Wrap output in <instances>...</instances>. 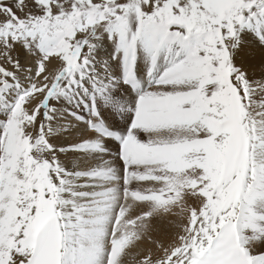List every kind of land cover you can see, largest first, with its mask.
I'll return each mask as SVG.
<instances>
[{
    "label": "snow or ice",
    "instance_id": "6c2138e0",
    "mask_svg": "<svg viewBox=\"0 0 264 264\" xmlns=\"http://www.w3.org/2000/svg\"><path fill=\"white\" fill-rule=\"evenodd\" d=\"M242 43L264 0H0V264H264Z\"/></svg>",
    "mask_w": 264,
    "mask_h": 264
},
{
    "label": "rangeland",
    "instance_id": "374dc122",
    "mask_svg": "<svg viewBox=\"0 0 264 264\" xmlns=\"http://www.w3.org/2000/svg\"><path fill=\"white\" fill-rule=\"evenodd\" d=\"M2 2L3 3H5V4H8L9 3V0H2ZM245 37H243V39H244ZM243 44H245V43H242L241 44V46L235 51V54H234V57H233V59H234V62L237 64V65H242V66H244V67H246L250 72L252 71V70H255V73H256V75H257V77H259V76H261V75H264V72H262V73H260L261 72V70L262 69H260L259 70V67L260 66H262L263 68H264V62H263V60L262 59H258V60H261L262 61V63H259V61L257 60V59H255V60H251V58L248 56V55H246L245 56V59L244 58H240V57H238V52L241 50V48H242V46H243ZM247 45V44H246ZM256 47H258L257 45H256ZM103 50L104 49H101V51H100V53L99 54H101L102 52H103ZM14 56L16 55L15 53L13 54ZM102 55H103V53H102ZM239 58V59H238ZM249 58V59H248ZM244 59V60H243ZM251 60V61H250ZM250 61V62H249ZM242 62V63H241ZM21 63L23 64H25V63H27L25 60H24V58L23 57H21ZM52 66H50V68H51ZM11 70V69H10ZM264 70V69H263ZM262 70V71H263Z\"/></svg>",
    "mask_w": 264,
    "mask_h": 264
},
{
    "label": "bare ground",
    "instance_id": "6f19581e",
    "mask_svg": "<svg viewBox=\"0 0 264 264\" xmlns=\"http://www.w3.org/2000/svg\"><path fill=\"white\" fill-rule=\"evenodd\" d=\"M248 39H250V37H245L244 38V40L245 41H247ZM247 43H245V44H243V46H242V48H241V50L238 52V57H240V58H244L245 59V56L246 55H248L250 58H251V60H255V59H262L263 60V62H264V46H261V45H258L257 44V46L258 47H256L255 46V55L254 56H251L250 54H249V46H248V44L246 45ZM102 53H104V50H103V52ZM102 53L100 54V55H102ZM239 59V58H238ZM243 59V60H244ZM249 59V58H248ZM246 60V59H245ZM250 60V61H251ZM249 61V62H250ZM259 61V63H262V61L261 60H258ZM242 63V62H241ZM24 64V63H23ZM260 69H264L262 66H260L259 67V70ZM261 70V72L260 73H262V72H264V70L262 71ZM161 238H163V239H165V242H167L168 240H170L171 239V233L169 232L167 235H164V236H162Z\"/></svg>",
    "mask_w": 264,
    "mask_h": 264
}]
</instances>
